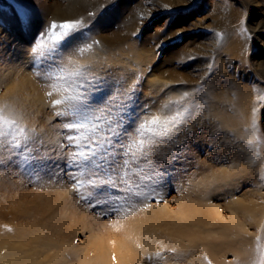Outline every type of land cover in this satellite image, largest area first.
Returning a JSON list of instances; mask_svg holds the SVG:
<instances>
[{"label": "rangeland", "instance_id": "374dc122", "mask_svg": "<svg viewBox=\"0 0 264 264\" xmlns=\"http://www.w3.org/2000/svg\"><path fill=\"white\" fill-rule=\"evenodd\" d=\"M21 2L32 10L33 24L31 29L22 32L11 20H4L7 30L0 31V103L6 102L24 112L23 122L43 129L45 138L51 139L56 137L57 130L49 124L52 109L45 102V91L49 89L36 78L35 67L29 63L27 69L37 82L25 76L23 92L11 91L21 80L5 77L8 67L4 63L13 58L19 39L30 47L29 42L40 31L41 23L52 20L53 10L63 7L66 0ZM89 2L92 6H88L83 19L85 23L95 20L91 30L112 38L132 17H136L138 28L128 32L125 40L114 37L104 42L101 52L82 45L86 38L79 40L64 49L66 56L62 57L61 64L67 65L68 56L73 54L81 61L85 59L80 65H90L91 69L94 62L101 61L113 89L121 81L123 88L135 83L140 93L138 103L150 106L152 114L160 112L169 100H179L187 94L180 107H190L191 116L183 129L191 130L192 136L187 137L181 130L179 139L189 140L188 159L186 163H177L178 174L173 173L158 189L159 203L167 202L175 211L187 200H199L203 209L215 205L224 221L209 224L208 229L197 226L196 241L201 244L202 252L208 251L205 261L212 264L209 258L214 255L221 264H250L255 237H264V168L261 164L264 161V102L257 100L264 95V0ZM0 6L8 12V0H0ZM89 13L95 15L89 16ZM162 28L165 31L161 35ZM114 73L119 76H112ZM34 83L45 97L43 107L36 103ZM176 107L172 106L165 114H171ZM254 108L257 109L255 129L252 128ZM199 128L205 131L200 134ZM249 140L251 144L247 143ZM157 147L169 157L176 150L167 143ZM241 162L250 163L238 169ZM185 168L187 171H183ZM60 169L61 164L57 162L50 163L38 175H22L19 169L12 167L0 168V216L3 215L0 227L26 232L16 239L13 237L16 243L20 240L23 245L14 258L22 262L26 253L34 254V264H86L77 259L75 251L90 233L103 237L110 250L109 264H117V244L136 247L142 244L131 236L130 223L133 217L142 216L145 208L119 219L105 218L99 209L76 203L75 195L69 191L70 185L58 179ZM233 196L243 201L244 208L239 215L242 220L247 219L239 230L250 238L237 234L230 223L231 209L235 207ZM208 197L211 202L206 200ZM72 215L86 216V226H89L74 224L77 216L73 223ZM260 216L262 222L258 227ZM164 227L157 228L154 244L171 243L169 237L161 233ZM231 233L235 234L232 238ZM261 243L264 244V239ZM191 248L192 245L188 250ZM146 251L149 252L142 256V264H168L154 256L157 251ZM3 252L0 250V264H7L2 258ZM132 264L138 263L133 261Z\"/></svg>", "mask_w": 264, "mask_h": 264}, {"label": "snow or ice", "instance_id": "6c2138e0", "mask_svg": "<svg viewBox=\"0 0 264 264\" xmlns=\"http://www.w3.org/2000/svg\"><path fill=\"white\" fill-rule=\"evenodd\" d=\"M8 12L19 30L31 29L32 10L21 0H8ZM6 15L0 6V31L7 30ZM94 23L95 20L85 23L83 18L52 21L29 42L30 66L35 67L36 78L49 89L45 91V102L52 109L49 124L57 133L55 138H45L43 129L23 122L24 112L0 103V168L12 167L22 175H38L50 163H60L58 179L70 185L77 204L99 209L105 218L119 219L148 208L151 201L159 203L158 189L173 173L178 174L177 163L187 162L189 140H180L179 133L184 130L187 137L192 136L191 130L183 129L191 112L189 106L180 107L186 93L152 114L150 106L138 103L140 93L135 83L123 88L121 81L113 89L111 78L92 71L90 65H62L64 49L85 39ZM164 31L162 28L160 34ZM257 100L264 102V95ZM172 106H177L176 110L165 114ZM256 112L254 108L253 129ZM197 131L202 134L205 129ZM164 143L176 149L170 157L157 147ZM262 239L255 237L250 264H264ZM168 251L175 253L176 249ZM154 256L161 257V252Z\"/></svg>", "mask_w": 264, "mask_h": 264}, {"label": "bare ground", "instance_id": "6f19581e", "mask_svg": "<svg viewBox=\"0 0 264 264\" xmlns=\"http://www.w3.org/2000/svg\"><path fill=\"white\" fill-rule=\"evenodd\" d=\"M89 1L90 0H66V3L63 7L60 6L53 10L55 17H52V20L44 22L43 24L41 23L40 31L44 30L52 21L62 22L75 18H85L88 6H92V2ZM10 15L11 14L7 12L4 20H11ZM124 23L125 24L121 26L120 31H115V33L113 34L114 37H117L119 39L123 38L125 40L127 38L128 32L130 34V32H134L138 28L136 24V17H132L128 20L127 23ZM112 38H109L101 32L90 30L86 35L85 41L81 43L86 48H93V50L98 48L101 52L103 43L107 42L108 40H112ZM16 48L17 50L13 53V58H11L9 62L4 63L8 67L4 76L12 78L11 80L14 81L20 79L21 83L16 84V86H14V89H12L11 91L21 90V92H23L25 76H27V80L29 79L33 82L34 80L35 82H37V80L33 78L31 74L32 72L28 71L27 69L30 63L27 56V51L29 50L28 44H23L22 40L19 39V43H16ZM75 49H78V47H75ZM64 56H66L65 53H63V57ZM77 56L78 55L76 54L71 55V57L68 56V61L72 62L71 65L67 63L69 67H73L77 64L80 65L79 62L81 63L85 60L82 58L81 61V59H79ZM93 65L94 67L92 71L107 75L106 69L101 61L94 62ZM113 75L118 77L119 73H114L112 74V76ZM132 78L133 77L131 76L129 80H131ZM39 86H41V84ZM37 88L38 86L35 87L34 83L33 90H35L36 103L43 107V101L45 100V97H43V95L36 90ZM52 134L54 133L52 132ZM248 163L250 162H241V164L237 165V167L238 169H240V167L248 166ZM261 164L262 168H264V161ZM206 200H210V197H208ZM233 201L235 207L231 209L232 213L230 215V223H232V225L235 227L234 230L237 231V234H240L242 232L239 229L246 225L245 219L247 218L244 217V219L242 220L241 216L239 215V213L241 212V208H244L242 207L243 201L241 199L235 198L234 196ZM206 203L211 205L209 201H206ZM206 207L207 209H203V206L201 205V203H199V200H187L186 204L181 205L178 211L171 210L168 207L167 202L162 204L152 203L148 208H145V210L142 209L144 211H141L142 216L133 217L130 223V229L132 232L131 236L139 241L138 244H142L138 247H136V245H129L128 243L117 244L116 249L114 248L117 264H132L133 261H137L138 264H142V256L146 252H149L146 250L161 252V255H164L161 256L160 260L165 261L168 264H208V262L205 261V257H207L208 251L204 248L205 250H203L202 252V250L200 249L201 244H198V241H196V237L198 236L197 226L205 227V229H208L207 225H213L218 221H224V218L215 205L211 206L210 208L209 206ZM245 212L246 211H243L244 214ZM2 216L3 215H1L0 218ZM76 216L77 215H72L71 220L73 221ZM259 220L260 223H257L258 227H260L262 222L261 216L259 217ZM87 223L88 221L86 219V216L80 215L77 216L74 224H81L80 227H88L89 225L86 226ZM161 225L165 226L164 228H162L161 233L166 234L169 237L171 243H166L165 245H163V243L161 242L158 244H154L153 239L157 234V228ZM193 226H195L196 228L192 229ZM21 232L22 231H19L16 228L6 229L0 227V250H4L3 253H5V255L2 258L7 261V264H34V254L23 253L22 262L14 258V256L16 255L15 253H17V251H21L23 245L19 243L20 240L16 243L13 237H15L16 239L17 237L26 235V232ZM234 236V233L230 234V238ZM242 236H244V238H250V236L244 233H242ZM230 243L231 242H229V244ZM190 245H192V248L188 250V247ZM170 248H175L176 252H169L168 249ZM109 254V246L107 245V243H105L103 237L101 235L99 236L90 233L89 236L85 237L81 241V244L75 251V256H77V259L79 261L81 260L83 262H86V264H109ZM8 256H10V258L12 259H9ZM209 260L213 261L214 264H221L214 258V255H212V258H209Z\"/></svg>", "mask_w": 264, "mask_h": 264}]
</instances>
